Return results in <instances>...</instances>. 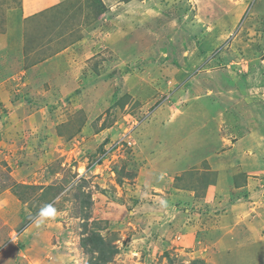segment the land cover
<instances>
[{"label":"rangeland","instance_id":"obj_1","mask_svg":"<svg viewBox=\"0 0 264 264\" xmlns=\"http://www.w3.org/2000/svg\"><path fill=\"white\" fill-rule=\"evenodd\" d=\"M21 1L0 0L10 56L28 68L66 52L38 89L22 74L0 81V207L26 214L9 228L0 220V259L264 264V241L234 246L263 224L264 173L246 199L235 177L224 180L241 157L250 172L264 164V0L147 1L123 30L141 26L145 49L120 32L121 55L107 43L116 29L106 15L137 16L132 4L144 0H59L20 23ZM236 140L240 156L206 168ZM227 218L233 226L219 223Z\"/></svg>","mask_w":264,"mask_h":264},{"label":"crops","instance_id":"obj_2","mask_svg":"<svg viewBox=\"0 0 264 264\" xmlns=\"http://www.w3.org/2000/svg\"><path fill=\"white\" fill-rule=\"evenodd\" d=\"M57 1H59V0H27V5H26V1L25 0L21 1L20 2V5L18 7H16V8H22V17L20 19V23H22V21H24L27 18V12L30 11V10H33V9L36 10V11H33L32 13H30V14L33 15V14L42 12V10L44 8L45 9H47V8H58ZM147 1H150V2L153 1L152 2V8L155 7L154 3L157 2V0H144V1H140L138 3L135 2L134 4H132V5H138L136 7L138 9H135L134 8V12L136 13L137 16H135V15H133L131 13L128 14V16H126V13L125 12L128 11V10H130L127 7L126 8L124 7V9H122L118 15L117 14L115 16L112 15V14H110V16L106 15V21L107 20H109V21L112 20V23H111L112 24V29L113 30L116 29V31H115L116 33L115 34L117 36V37L116 36L114 37V35H115L114 34L110 38L108 37L107 43H109V45L111 47H113L114 50L117 47L119 49V51H117V52L120 55H121V53H120V47H118V46L122 44V41H120L121 36L118 35L117 33H120L121 32V34L123 35L122 37L130 36L129 35V32L126 33L125 31H123V30H125L127 28V26L125 27V25L126 24H129L130 21H133L134 22V18H136L135 23H138V21L140 19H138L137 17L140 18L141 15L142 16L143 15H146L144 9L147 7V5H146L148 3ZM141 2H143L145 6ZM60 4H62L61 0H60ZM103 4L107 8V5H106L105 0H104V3ZM162 5H164V3H162ZM139 6H140V8H139ZM148 8H151V7H148ZM112 16H114V17H112ZM131 18H132V20H131ZM144 20H146L148 22L150 20L149 16H147V18H145ZM20 27L22 29V26L21 25H20ZM141 28L142 27L140 26L136 30L135 34L132 35V36H130L132 40H136L137 41V44L136 45H131L130 47H133L134 46V48H133L134 51H137L138 50V52H142L145 49V47H144L145 42L143 41L144 31H142ZM127 31H128V29H127ZM6 34H7V31H6V33L4 35H6ZM6 38H7V36H6ZM149 38H150V36H149ZM137 39H139V41ZM81 40H83V39H81ZM5 45H6V39L0 37V54H1V57H0L1 63H0V65L2 66L1 68H3V70L0 71V78H1L0 81H1V83L4 82V81H9L10 80L9 77H11V76H15V75H18V74H22L21 76L26 77V80H24V83L23 84H25V83L27 85L29 84L30 86H32V88L35 87V89L40 88L41 85H42V83H44L45 81H48V80H51V78H54V77H50L49 76L50 74L48 73V71H49L48 67L52 66V67H54V69L57 68L55 66V64L52 63L53 60L56 59V58H58V57H60L61 55H64V53L66 52L65 49H63V50H61L59 52H56L55 54H52V52H51L50 54H52V55L47 60L46 59H43L42 62L37 63V64L32 65V66H30V67L27 68V67H25L23 65L22 55L16 56V58H12L10 56V54L8 53V51H7V45H6V47H5ZM49 46H50V48H52L53 45L49 43ZM116 55L117 54L114 53V56L113 57L115 58ZM184 55H187V54L184 53ZM183 57H185V56H183ZM60 59H64V58H60ZM186 59H188V58L186 57ZM190 59L191 60H194V55ZM14 68H17V69H16L15 72H12L11 70H13ZM183 70H184V68H183V65H182L181 71H183ZM2 73H4V75ZM1 75H3V76H1ZM7 97H10V95L9 96L7 95ZM240 138H242V137H240ZM240 138H239V140H240ZM239 140L234 141V143L230 145V146H232L230 149H226V151L222 152L220 156H217V159L218 160L217 159L216 160H213V162H214L213 166L211 165L213 162H210L209 164L207 163L206 164V168L207 169L208 168H210V169L213 168L214 170H217L216 167L217 168H220L226 162V161L224 162V160H222L223 157H230L231 155L232 156L236 155L237 157L240 156V152L236 149V147L239 148ZM247 154H250V153H247ZM234 158H235V156H234ZM248 160L251 163L252 159L249 156H247V163H246L245 157L244 158L241 157L239 160H236L237 161L236 163L232 164V162H231V165H230V162H229L225 166V168L228 167V169L231 170V172H230V174H228L227 176H225L224 180L227 183H232V181L234 180V177H235V179H237V181H238L237 183L239 184V187H237V188L243 190L242 197L244 196L243 197L244 199H246L245 196L247 195V192L245 193L244 191L245 190L250 191L249 188L256 187L254 185H256L257 182H255V180L252 177H257L258 175L260 176V174L264 173V164H262V163H261V165H257L255 167V168L258 169V168H260L259 166H262L260 169H258V170L255 169L254 171H251L250 172V170L247 169V165L248 166L249 165L252 166V165L251 164H248ZM207 169H206V172H208ZM234 170H236V171H234ZM219 171H221V169ZM219 182L220 183L222 182V183H221V185L218 186V188H225V185L223 184V180H222L221 176H220V179H219L218 183ZM194 183H195V181H194ZM262 187H264V186H260L259 189L262 190ZM253 204H255V202ZM20 209H22V208L21 207H17L16 210H14L13 207H11L10 205H6V206H4L2 208L0 207V220L3 221V224L6 225L8 228L9 227H12V224L14 225L15 224V221H17V219L20 220L19 217L20 218L21 217L23 218L24 215H26V214H23L24 212L23 213H19L20 212L19 211ZM252 213L253 212H251L249 215H253ZM261 214H263V216H264V213H261ZM228 217H230V215H228ZM254 218L255 219H259V218H257V216H255ZM2 219H4V220H2ZM6 219L12 220V221L11 222H9V221L8 222H4ZM221 221H223V222H221ZM256 221H258V220H256ZM262 221H263V224H261L262 226L259 225V223H261V221L259 223H254V224H252V222H251V224H252L251 227L252 226H255L257 228L256 230H254L256 232H253V231L251 232L249 230L245 231L243 229L244 230V232H243L244 234H241V236H239V237L237 236L236 240H238V242L235 240L236 242L234 243V246H237L236 248H242L240 246H243L244 245V247H246L247 245H255L259 241H262L263 242L264 241V238L263 237L260 240H259V238L258 239H255L258 236H260V234L264 233V217H263V220ZM219 223L221 225L229 226V225H232L233 224V219L232 220H229V218H227V221L220 220ZM249 229H251V228H249ZM26 230L27 229H24V231H26ZM261 231H263V232H261ZM219 232H224V231H221L220 230ZM258 232H259V235H258ZM9 235H11V232L8 233V235L4 239V241H6L7 239H9L8 238ZM2 240H0V242H2ZM15 246H16V244H15ZM232 249H233L232 246H228V247L224 248V251L227 253V255L230 256V253H231ZM13 250H10V252H13ZM22 253L26 255V254L30 253V250L27 249V248H25V250H23ZM4 256L5 257H2L0 259V264H17L16 262H14V259L11 258L12 261H10V260L7 259L8 258V254L7 255H4ZM36 260H38V259H36ZM39 261H41V259Z\"/></svg>","mask_w":264,"mask_h":264},{"label":"clouds","instance_id":"obj_3","mask_svg":"<svg viewBox=\"0 0 264 264\" xmlns=\"http://www.w3.org/2000/svg\"><path fill=\"white\" fill-rule=\"evenodd\" d=\"M45 11H46V9L43 10L42 12H40V13L33 14L32 17H36L37 15H39L41 13H45ZM52 212H53L52 206L51 205H46L45 208L41 210V216L42 217H47V216L51 215Z\"/></svg>","mask_w":264,"mask_h":264},{"label":"trees","instance_id":"obj_4","mask_svg":"<svg viewBox=\"0 0 264 264\" xmlns=\"http://www.w3.org/2000/svg\"><path fill=\"white\" fill-rule=\"evenodd\" d=\"M101 5H102V3L99 4V8L101 7ZM61 7H62V8H65L64 4H63V5L61 4ZM103 10H104V8H103ZM102 12H103V11H102ZM102 12H99V14H101ZM169 46H170V48H172V45H171V44L169 43V41L167 40V41H166V47L168 48V50H169ZM139 123H140V122H139ZM140 125H141V123H140ZM138 126H139V124H138ZM136 127H137V126H136ZM198 180H199V179H198ZM198 182H199V181H198Z\"/></svg>","mask_w":264,"mask_h":264}]
</instances>
